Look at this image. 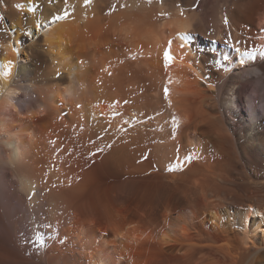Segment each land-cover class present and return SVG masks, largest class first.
<instances>
[{
    "label": "bare ground",
    "instance_id": "1",
    "mask_svg": "<svg viewBox=\"0 0 264 264\" xmlns=\"http://www.w3.org/2000/svg\"><path fill=\"white\" fill-rule=\"evenodd\" d=\"M21 83L37 98L19 113ZM90 141L100 168L176 170L49 188ZM243 156L264 166V0H0V198L32 223L44 198L46 264H264V182L237 181Z\"/></svg>",
    "mask_w": 264,
    "mask_h": 264
},
{
    "label": "rangeland",
    "instance_id": "2",
    "mask_svg": "<svg viewBox=\"0 0 264 264\" xmlns=\"http://www.w3.org/2000/svg\"><path fill=\"white\" fill-rule=\"evenodd\" d=\"M2 19H4V17L2 16ZM258 74V73H256ZM20 87V88H19ZM18 89V90H17ZM25 89V85H19L17 86L16 88V95H14V98H16L14 100V105H17L18 107V112L21 113V112H24L25 109H26V106L28 105V103L30 102V100H34V98L36 99L37 96H36V93L34 94V92H31V91H28V90H24ZM19 91V92H17ZM26 91V92H25ZM29 92V93H28ZM32 93V94H31ZM16 103V104H15ZM24 108V109H23ZM46 114V113H45ZM45 114L41 113L39 114L38 116H44ZM67 144V143H66ZM72 150H81L83 151L81 153L80 151V155L78 154L79 151L75 152L76 154H78V156L72 151ZM69 151L73 152V154L75 155L74 156H71L73 154H71L70 156L71 157H74L73 159H68L66 160V158H61V156L59 157L60 159H62L61 161L64 163L63 164V167H62V172H63V177H58L59 179V182L57 181V179L54 181L55 183H52V181H50V184L45 182L46 185H48L49 188L53 189V190H57V191H63L66 189L67 190H70L72 189H75V188H79L80 190L82 191H86V192H95L96 190L98 189H103V188H107V187H111V186H114L116 184H120V183H123V182H126V181H132V180H135V181H142V182H150L151 180H153L154 176H158V175H169L168 171L166 170V172L162 171V170H159L157 169L156 167H154V169H149L147 170L146 172H135V173H129V170H126L124 172H119L118 170H108V168H100L98 166V164L102 161V153L100 154L98 152V150L94 149L93 148V144L92 142H84L83 145H80V146H77V145H73L71 146V149H69ZM71 152V153H72ZM78 157V158H77ZM82 157V158H81ZM84 157V158H83ZM76 158V159H75ZM64 159V160H63ZM84 159V160H83ZM243 160H241V165H240V169L242 170L240 173V176L239 177H236L238 178V182H240L241 184L243 183L242 180L244 181L243 184H247V183H252L251 180H253L254 178L257 180V177H258V181L261 180V182L263 183L264 182V166L263 165H259V166H256V169H255V165H253L252 163H250L249 159L247 157H244L242 158ZM245 160L247 163H245ZM87 161V162H86ZM66 162V163H65ZM244 162V163H243ZM70 165H69V164ZM252 165V166H250ZM240 164V163H239ZM245 164V165H244ZM68 165V167H67ZM72 165V166H71ZM80 165V166H78ZM152 165V164H151ZM64 166L66 167L65 169L66 170V173H65V170H64ZM97 171L93 172L92 173V177L89 178L90 180H85V179H88L86 178V176L89 174V172H91L92 170V167H97ZM154 165H152L151 167H153ZM247 166V167H245ZM249 166V167H248ZM262 166V167H261ZM74 167V168H73ZM87 167V168H86ZM251 167V168H250ZM260 167V168H259ZM69 168V169H68ZM71 168V169H70ZM76 168H78V170H76ZM86 168V170H85ZM89 168V170H88ZM100 168V170H98ZM156 168V169H155ZM250 168V169H249ZM259 168V169H258ZM58 169V170H57ZM55 171H59V168H57ZM91 169V170H90ZM243 169H245V172L243 171ZM247 169V171H246ZM250 171H249V170ZM60 170V172H61ZM64 170V171H63ZM85 172H84V171ZM253 170V171H252ZM255 170V171H254ZM69 171V172H68ZM240 171V170H239ZM250 174H249V172ZM258 171V172H257ZM71 172V173H70ZM77 172H79L77 174ZM84 172V173H83ZM245 174H248V177L249 178H246L245 176L247 175H244ZM248 172V173H247ZM258 174V176H255ZM262 172V173H261ZM74 173V174H73ZM95 173V174H94ZM168 173V174H167ZM253 173V174H252ZM80 174V175H79ZM255 174V175H254ZM58 175V173H56V176ZM77 175V176H75ZM91 175V174H90ZM94 175V176H93ZM250 175V176H249ZM252 175V176H251ZM65 176V177H64ZM69 176V177H68ZM71 176V177H70ZM79 176V177H78ZM242 176H244V178L241 180ZM68 177V178H67ZM85 177V179H84ZM88 177V176H87ZM250 177H253L252 179ZM63 178V179H62ZM74 178V179H73ZM66 179V180H65ZM110 179V180H109ZM246 179V180H245ZM247 179H251L250 182H246ZM254 179V181H255ZM82 180H85V184H82L83 186L81 187H76L78 186L79 183L82 182ZM100 180V181H99ZM57 181V182H56ZM73 181V182H72ZM253 181V182H254ZM257 181V182H258ZM61 182V183H60ZM112 182V183H111ZM256 182V181H255ZM254 182V183H255ZM256 182V183H257ZM261 182H258V183H261ZM60 183V184H58ZM63 183V184H62ZM84 183V181H83ZM240 183H237L236 184H240ZM54 184V185H53ZM59 185V187L57 185ZM77 184V185H76ZM62 185V186H61ZM73 185V186H72ZM56 187V188H55ZM83 187V189H81ZM142 187V188H141ZM140 190L137 191L138 194L137 197L139 196L140 199H143L145 198V201L149 200L150 198L152 199H157L156 197V192H152V190H149L147 192L146 188H144L143 186H141ZM60 188V189H58ZM50 190V189H49ZM92 190V191H91ZM45 191V190H44ZM43 191V192H44ZM41 193V192H40ZM45 193V192H44ZM144 196H143V195ZM41 196H44L40 194V197ZM147 196V197H146ZM148 198V199H147ZM4 200V201H2ZM0 198V216L1 217H4L2 218L3 219V222L2 224L4 225L3 227H1V232H0V236H3L5 237L6 241L4 240L3 237H0L2 240H3V244L4 246L6 247V251H7V256L9 255V259L12 258V260L14 261H11L10 260V264H46L47 262V256H46V253L44 251L45 249V245L48 247V249L51 247V245L49 246V244L47 243L46 244V241L47 238H45V230H46V224L47 223V220L48 219V215H49V211H47L48 209L43 205L44 204V198L41 199L39 202H40V205H38L37 209L39 210V213L38 211L36 210V220L32 223V220L28 217V214L26 212V206L25 204H21V203H18V202H14V201H11L9 199H2ZM7 201V202H5ZM43 205V206H42ZM234 205V206H233ZM241 206V204H227V208H229V210L227 211H230L229 213H231V211L233 212H237L239 210V206ZM4 206V207H3ZM7 206V207H6ZM40 206V207H39ZM229 206V207H228ZM232 206V208H230ZM236 206V208H235ZM238 206V207H237ZM43 207V208H42ZM45 207V208H44ZM22 208V209H21ZM226 208V209H227ZM8 209V210H7ZM225 209V210H226ZM6 210V211H5ZM25 210V211H24ZM47 212H45V211ZM3 211V212H2ZM26 212V213H25ZM42 214V215H41ZM39 216V218H38ZM41 216V217H40ZM43 217V218H42ZM25 220V221H24ZM31 220V221H29ZM46 220V221H45ZM29 221V222H28ZM34 223H36L37 225H33ZM44 224V225H43ZM32 225V226H31ZM43 225V226H42ZM105 225V224H104ZM42 226V227H41ZM106 226V225H105ZM104 226V227H105ZM34 227V228H33ZM103 227V228H104ZM39 230H38V229ZM45 228V229H44ZM105 229V228H104ZM4 230V231H3ZM35 230V232H34ZM5 232V233H3ZM34 232V233H33ZM44 232V233H43ZM36 236H35V235ZM35 237V238H34ZM45 238V239H44ZM34 239V240H33ZM36 239V240H35ZM43 239V241H42ZM33 240V241H32ZM45 240V241H44ZM11 241V242H10ZM44 242V243H43ZM13 243V244H12ZM24 243V244H23ZM27 243V244H26ZM6 244V245H5ZM44 244V245H43ZM22 247V248H21ZM11 248V249H10ZM29 248V249H28ZM13 249V250H12ZM34 249V250H33ZM42 249V250H41ZM47 249V248H46ZM47 249V250H48ZM9 250V251H8ZM12 250V251H11ZM20 250V251H19ZM32 250V251H31ZM36 250V251H35ZM35 251V252H34ZM42 253V255L40 256V253ZM42 251V252H41ZM10 252V253H8ZM28 252V253H27ZM21 253V254H20ZM35 253V254H34ZM13 254V256H12ZM45 254V255H43ZM18 256V257H17ZM35 256V257H34ZM17 257V259L15 258ZM39 259L37 260L36 259ZM42 257V258H41ZM17 262H16V261ZM26 261V262H25ZM28 261V262H27ZM31 261V262H30ZM40 261V262H39Z\"/></svg>",
    "mask_w": 264,
    "mask_h": 264
},
{
    "label": "snow or ice",
    "instance_id": "3",
    "mask_svg": "<svg viewBox=\"0 0 264 264\" xmlns=\"http://www.w3.org/2000/svg\"><path fill=\"white\" fill-rule=\"evenodd\" d=\"M85 3L86 4L87 3H91V0H85ZM149 3H151V0H149ZM67 15H68V13H65L64 16H57L56 19L66 18ZM228 22L229 21H228L227 17H225L224 23L228 24ZM171 44H172V41H169L168 42V47L164 50V54H163L165 69L169 68L171 66V64L173 63L174 59H175V57L173 56V54L171 52ZM243 63H244V61L241 60V64H243ZM8 68H9V70H8V72L5 75H10L11 74V68H12L11 61L8 62ZM172 82L173 81H172L171 77H169L168 83L171 84ZM209 86H211V85H209ZM163 95H164V97L166 99L169 97L170 93H169V89L167 87H165L163 89ZM169 104L171 105V101L170 100H169ZM190 160H191L190 156H186L185 157V162H190ZM178 167H182V166L178 165ZM167 170L171 172V171H175L176 168L169 167Z\"/></svg>",
    "mask_w": 264,
    "mask_h": 264
}]
</instances>
